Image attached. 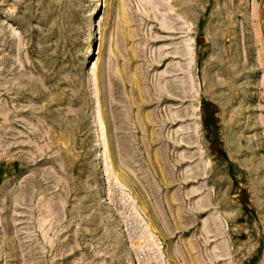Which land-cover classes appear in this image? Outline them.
Returning <instances> with one entry per match:
<instances>
[{"label":"rangeland","instance_id":"1","mask_svg":"<svg viewBox=\"0 0 264 264\" xmlns=\"http://www.w3.org/2000/svg\"><path fill=\"white\" fill-rule=\"evenodd\" d=\"M0 264H264V0H0Z\"/></svg>","mask_w":264,"mask_h":264},{"label":"bare ground","instance_id":"2","mask_svg":"<svg viewBox=\"0 0 264 264\" xmlns=\"http://www.w3.org/2000/svg\"><path fill=\"white\" fill-rule=\"evenodd\" d=\"M181 28V27H180Z\"/></svg>","mask_w":264,"mask_h":264}]
</instances>
